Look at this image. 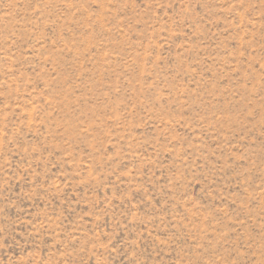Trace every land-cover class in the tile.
<instances>
[{"label":"rangeland","instance_id":"1","mask_svg":"<svg viewBox=\"0 0 264 264\" xmlns=\"http://www.w3.org/2000/svg\"><path fill=\"white\" fill-rule=\"evenodd\" d=\"M0 264H264V0H0Z\"/></svg>","mask_w":264,"mask_h":264}]
</instances>
